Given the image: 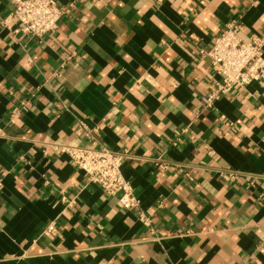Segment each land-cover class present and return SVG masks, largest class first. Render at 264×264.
Segmentation results:
<instances>
[{
    "label": "crops",
    "instance_id": "0c3cea01",
    "mask_svg": "<svg viewBox=\"0 0 264 264\" xmlns=\"http://www.w3.org/2000/svg\"><path fill=\"white\" fill-rule=\"evenodd\" d=\"M57 1L39 38L0 0V264H264V74L201 101V51L232 20L264 37V0ZM80 122L128 153L139 208L54 149L87 143Z\"/></svg>",
    "mask_w": 264,
    "mask_h": 264
},
{
    "label": "built area",
    "instance_id": "2783aa9c",
    "mask_svg": "<svg viewBox=\"0 0 264 264\" xmlns=\"http://www.w3.org/2000/svg\"><path fill=\"white\" fill-rule=\"evenodd\" d=\"M13 3L14 10L10 16L16 23L13 33L42 38L58 29L59 20L65 14L57 0H13ZM3 23L8 26L7 20ZM240 30V23L232 20L214 39L210 49L201 51L211 59V67L219 76L214 90L201 97L205 106H212L238 87L258 81L264 74V37L254 35L245 41L240 36ZM83 128L84 124L80 122L78 135H84L86 144L56 143L54 149L70 158L71 163L84 173L88 184L100 186L108 196L117 198L127 210L139 208L140 201L122 171L128 153L95 146L96 130L89 133ZM231 175L236 176L235 172H231ZM141 220L151 225L150 218L144 213H141ZM53 229V224L48 227V230Z\"/></svg>",
    "mask_w": 264,
    "mask_h": 264
}]
</instances>
